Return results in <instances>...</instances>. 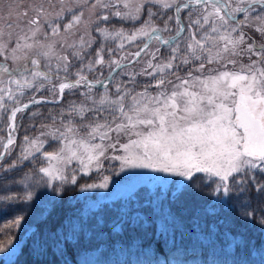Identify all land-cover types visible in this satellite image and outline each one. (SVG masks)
Wrapping results in <instances>:
<instances>
[{"label": "snow or ice", "instance_id": "1", "mask_svg": "<svg viewBox=\"0 0 264 264\" xmlns=\"http://www.w3.org/2000/svg\"><path fill=\"white\" fill-rule=\"evenodd\" d=\"M0 133V253L37 207L76 191L67 202L86 206L29 237L36 264L105 246L137 257L112 264L197 249L249 264L247 228L264 233V0L9 6ZM128 170L141 171L113 182ZM154 245L164 258L140 259Z\"/></svg>", "mask_w": 264, "mask_h": 264}, {"label": "trees", "instance_id": "2", "mask_svg": "<svg viewBox=\"0 0 264 264\" xmlns=\"http://www.w3.org/2000/svg\"><path fill=\"white\" fill-rule=\"evenodd\" d=\"M51 150V149H46ZM80 195L78 192H67L64 195L63 202L50 206L47 211L44 212L43 215L40 213L44 211L42 208L37 207L35 209V215L32 219V229H29L26 232V238L24 242L22 243V247L20 251L18 252L17 256L13 261H11L8 264H36V257L30 254L27 245L29 243V237L31 236L32 232L36 230V227L39 223L47 220L49 226L56 225L59 222H61L65 217H67L69 214L75 212V207L72 205H76V207L80 206H86L83 201L80 202V204H77L76 201H72V204H69L68 197L70 196H76ZM113 204L116 203V201L112 202ZM200 200H198L195 196L186 199L184 201V207L186 209L192 210L200 206ZM27 217V216H26ZM12 214L9 212L7 214L6 219H11ZM28 218V217H27ZM0 219H5L4 217H0ZM237 228H243L244 225L241 224L239 220L236 221ZM151 232V229L149 230ZM264 233L260 232L257 227L253 228H247V237L250 241H252L256 247L252 250V255L249 259V264H264L261 261V253L264 251ZM11 235H13L11 233ZM145 251L143 255L140 256V259H155L159 257L160 259H163V255L159 252V246L154 245L152 249L144 248ZM164 251L166 252L167 249L165 248ZM98 253L97 257L87 260L86 258L89 257L91 254ZM258 254V256H255L254 254ZM3 255V254H1ZM124 255H127V257H123ZM171 260L173 261V264H212L213 260L219 261L221 257L218 253L214 254L213 252L209 251L206 255L201 252L199 249L196 251H188L185 253L184 251L176 252V253H170L169 254ZM3 258V257H2ZM51 258V257H49ZM137 257L136 255L129 254L127 251L120 252L119 249L116 252H113L110 250L107 246L97 248V247H89L85 249H81L75 254L71 255L69 259L71 260L72 264H112L113 261H131L135 260ZM83 260V262H81Z\"/></svg>", "mask_w": 264, "mask_h": 264}, {"label": "rangeland", "instance_id": "3", "mask_svg": "<svg viewBox=\"0 0 264 264\" xmlns=\"http://www.w3.org/2000/svg\"><path fill=\"white\" fill-rule=\"evenodd\" d=\"M32 3L31 0H0V14H4L6 15L7 12L9 11V6H12L13 11L15 10V8L19 5V4H30ZM126 27H131V24H126ZM0 135H2V133H0ZM23 135V131L21 130V136ZM20 141H18L19 143ZM106 166L108 164V162H105ZM135 171H141V170H128L125 173H121L119 176H114L113 177V182L115 183L116 181H121V183H123L122 177L129 175L131 172H135ZM149 175H151L152 173H148ZM109 192L112 191V188L110 187ZM100 193H103L105 197H107V193L104 192V190H99ZM107 202H114V201H110L109 199H105L104 201H102V203H107ZM87 203V202H86ZM12 219V218H11ZM11 219H7V221H10ZM27 221V217L25 218ZM4 221V219H0V224H2V222ZM25 227L29 229H32L31 223L30 224H22L20 227L19 231L16 230H12V236H14V242L12 245L8 246V248L6 249L5 252L0 253V264H8L10 263L12 260H14V258L16 257V255L18 254V252L20 251L21 247H22V243L24 242L25 238H26V232L24 231ZM258 227V226H257ZM264 235V234H263ZM21 236L23 237L21 239ZM17 241H19V243H17ZM264 243V241H263ZM15 247L16 248V253L12 256H9V252L11 251V249ZM147 251V250H145ZM143 250V253L145 252ZM3 254V255H1ZM98 253L95 254H91L89 255L88 258H86L87 260L93 259L95 257H97ZM255 256H258V254H254ZM3 257V258H2ZM123 257H127V255H124ZM261 261L262 263L264 262V251H262L261 255ZM81 262H83V260H81Z\"/></svg>", "mask_w": 264, "mask_h": 264}, {"label": "bare ground", "instance_id": "4", "mask_svg": "<svg viewBox=\"0 0 264 264\" xmlns=\"http://www.w3.org/2000/svg\"><path fill=\"white\" fill-rule=\"evenodd\" d=\"M29 1V0H28ZM31 2H32V0H31Z\"/></svg>", "mask_w": 264, "mask_h": 264}]
</instances>
